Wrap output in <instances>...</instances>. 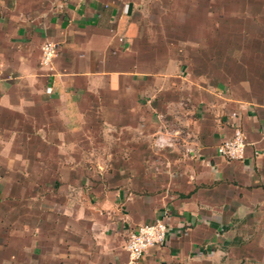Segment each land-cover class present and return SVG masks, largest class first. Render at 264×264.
<instances>
[{
  "label": "crops",
  "instance_id": "crops-1",
  "mask_svg": "<svg viewBox=\"0 0 264 264\" xmlns=\"http://www.w3.org/2000/svg\"><path fill=\"white\" fill-rule=\"evenodd\" d=\"M156 220L139 264H264V0H0V264H125Z\"/></svg>",
  "mask_w": 264,
  "mask_h": 264
},
{
  "label": "built area",
  "instance_id": "built-area-1",
  "mask_svg": "<svg viewBox=\"0 0 264 264\" xmlns=\"http://www.w3.org/2000/svg\"><path fill=\"white\" fill-rule=\"evenodd\" d=\"M57 55V44L51 40H45L40 46L39 65L46 71L53 70L54 57ZM247 146L246 138L240 129H236L233 136L223 140L217 146L218 154L231 160L244 158ZM167 235V226L161 220L154 223L138 225L128 236L125 249L127 261L125 264H139L148 248L164 243Z\"/></svg>",
  "mask_w": 264,
  "mask_h": 264
}]
</instances>
